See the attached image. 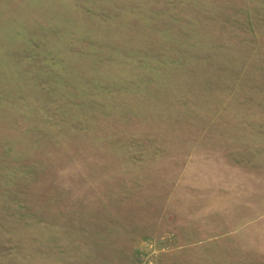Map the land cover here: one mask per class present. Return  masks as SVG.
Masks as SVG:
<instances>
[{"label": "rangeland", "instance_id": "rangeland-1", "mask_svg": "<svg viewBox=\"0 0 264 264\" xmlns=\"http://www.w3.org/2000/svg\"><path fill=\"white\" fill-rule=\"evenodd\" d=\"M0 264H264V0H0Z\"/></svg>", "mask_w": 264, "mask_h": 264}]
</instances>
